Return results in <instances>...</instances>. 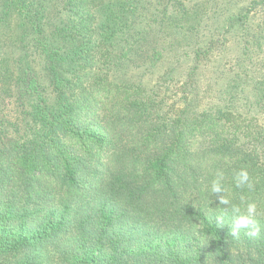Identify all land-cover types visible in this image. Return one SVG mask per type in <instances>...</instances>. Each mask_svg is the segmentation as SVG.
<instances>
[{
  "label": "trees",
  "instance_id": "obj_1",
  "mask_svg": "<svg viewBox=\"0 0 264 264\" xmlns=\"http://www.w3.org/2000/svg\"><path fill=\"white\" fill-rule=\"evenodd\" d=\"M218 172L264 213V0H0V264H264Z\"/></svg>",
  "mask_w": 264,
  "mask_h": 264
},
{
  "label": "clouds",
  "instance_id": "obj_2",
  "mask_svg": "<svg viewBox=\"0 0 264 264\" xmlns=\"http://www.w3.org/2000/svg\"><path fill=\"white\" fill-rule=\"evenodd\" d=\"M224 179L223 172H218L215 179L211 183V193L212 194H222L220 195V204L231 207V211L234 214L233 223L231 224L230 234L233 237H238L241 229H247V235L250 237H256L260 234L261 227L255 217L262 215L258 210V205L256 202L246 203V214L241 213V207L239 205L231 204V201L225 195L226 189L222 184ZM234 183L237 188H243L247 186L249 189L253 187L250 181L249 172L246 169H240L234 174ZM241 203H245V198L241 196ZM219 219V223L223 224L222 219Z\"/></svg>",
  "mask_w": 264,
  "mask_h": 264
},
{
  "label": "rangeland",
  "instance_id": "obj_3",
  "mask_svg": "<svg viewBox=\"0 0 264 264\" xmlns=\"http://www.w3.org/2000/svg\"><path fill=\"white\" fill-rule=\"evenodd\" d=\"M242 5H244V2H241V4L240 5H238L237 7H235V11H238V9L242 6ZM233 9L232 8H230V11H232ZM226 15H229V14H224V16H226ZM215 23V22H214ZM225 23H224V20H222L220 23H215L214 25L212 24L211 26H210V28L208 29V31H209V33H207V34H222V33H224L225 31H226V27H228V25H226L225 27ZM13 119V118H12ZM11 119V120H12Z\"/></svg>",
  "mask_w": 264,
  "mask_h": 264
}]
</instances>
